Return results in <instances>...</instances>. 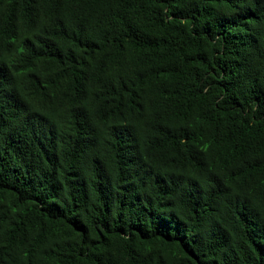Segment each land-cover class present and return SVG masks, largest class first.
Returning <instances> with one entry per match:
<instances>
[{"label": "trees", "instance_id": "16d2710c", "mask_svg": "<svg viewBox=\"0 0 264 264\" xmlns=\"http://www.w3.org/2000/svg\"><path fill=\"white\" fill-rule=\"evenodd\" d=\"M0 264H264V0H0Z\"/></svg>", "mask_w": 264, "mask_h": 264}]
</instances>
